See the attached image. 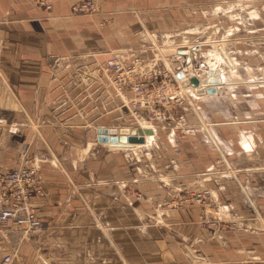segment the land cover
<instances>
[{"label":"crops","instance_id":"obj_1","mask_svg":"<svg viewBox=\"0 0 264 264\" xmlns=\"http://www.w3.org/2000/svg\"><path fill=\"white\" fill-rule=\"evenodd\" d=\"M79 1L0 0V172L15 169L25 153L38 162L45 185V196L35 200L44 231L29 233L13 221L6 222L0 227V262L13 253V264H160L164 239L163 243L180 255L177 264H264V195L258 196V203L255 195L251 197L256 178L264 189V171L263 176H257L250 166L237 171L251 185L247 197L234 190L239 185L233 180L224 184L225 191L221 187L224 192L213 209L204 211L194 203L161 215L159 207L168 196L164 186L155 182V175L170 181L182 165L170 172L160 163L156 167L159 173L151 181L138 179L134 167L122 161L121 156L130 150L97 142L115 128L98 132L94 99L99 98L98 104L104 107L111 105L112 90L96 92V85L89 87L87 81L84 85L71 71L77 64L94 67L119 50L144 52L142 55L151 59L150 48L142 44L155 42L162 47L160 29L169 31L175 24L189 22L190 12L178 11L176 15L174 11L191 9L192 0H107L100 3L97 14L77 16L72 10ZM234 10L226 12L234 14ZM218 11L224 13V9H215ZM232 17L234 27L230 30H239L242 23L238 16ZM144 30L151 35L142 39ZM238 36H228V41ZM222 39L201 42L210 46ZM157 46L151 50L156 52ZM177 48L181 46L163 45L162 51ZM174 54L161 53L159 66L171 68L181 83L184 74L180 71L190 61L180 52ZM208 71L202 67L198 75L208 81ZM128 99L130 95L115 98L116 109L123 113L121 119L133 114L124 106ZM200 100L195 102L207 103ZM151 125L157 133L156 142L165 124ZM125 127L116 130L128 129ZM248 135L255 143L252 134H244L242 153L250 156L256 147L252 152L246 150ZM175 136L171 130L165 138L175 141ZM179 156L191 159V149ZM254 156L264 157L259 153ZM205 161L199 158L194 172L199 170L194 174L190 167L183 169L186 173L181 174L188 183L198 179L200 188L208 187ZM148 162L156 165L155 159ZM134 191L142 193L141 202L132 195ZM221 204L233 207L234 213L219 209ZM10 207L11 202L0 195V212ZM204 220L216 224L203 228L200 223ZM181 243L200 259L185 258Z\"/></svg>","mask_w":264,"mask_h":264},{"label":"rangeland","instance_id":"obj_2","mask_svg":"<svg viewBox=\"0 0 264 264\" xmlns=\"http://www.w3.org/2000/svg\"><path fill=\"white\" fill-rule=\"evenodd\" d=\"M215 9H224V13L220 11L215 12ZM230 9H235L236 13L230 14L226 12ZM246 9H251V12L253 10L254 13L248 14L249 10L247 12ZM178 11L183 14L190 12L188 14L190 15L189 22L185 24L179 23V25L175 24V28L169 29V31L161 28L159 33L164 34V38H162V43L160 44L180 47L195 40L203 41L205 38H208L209 42L212 43L217 39L220 40L226 37L225 32L230 30V27H234L230 16H238V22L242 23L238 27L239 36L238 38H229L228 42L222 43V48L227 52L237 51L238 54L235 55L236 63L245 67L247 71L234 74L226 69L224 75L233 84L220 90L221 95L217 99L210 100L209 103L200 102L201 105L198 102L177 104L173 112H171V121L166 119L164 122L159 123L165 125H163L164 130L159 134L160 137L156 141L154 148L149 151L138 149L135 152L124 154V157L121 156L123 164L126 162V165L129 167L133 166L138 179L144 181H151L154 174L159 173L156 167L160 163H163V166L166 164L165 169L170 172L173 168L179 167L180 164L182 165V168L178 170L179 174H175L170 181L161 174L159 176L155 175V182L164 186L168 196V199L159 207L161 215L168 213V211L193 206V204L185 205L182 201L186 199L196 201L199 196L207 191L216 195V203H219L221 192L226 189L224 185L226 182L234 180V182L238 183L237 178H239L245 189L248 186L251 187V185L247 184V179L242 177L237 171L244 172L243 170L248 166L254 167L252 170H254L257 176H263L261 172L264 171V160H261L264 157L258 158L254 156L256 153L264 155V123L258 120H264V0H192L191 9H175L176 15ZM205 12H209L208 15ZM210 12H213V14H210ZM217 20H220L221 23H218ZM243 20L246 23L243 24ZM206 22L210 23V25L206 24ZM201 26H207V31L201 28ZM143 32L141 33V38L151 35V33H147L145 30ZM155 44V42H148V44L142 45L150 48L149 54H154L155 52L151 48L153 45L157 46ZM208 48L210 49V47ZM155 50L157 51L158 48H155ZM206 50L204 49V51ZM180 51L182 50L180 49ZM100 90L102 89H96V92ZM111 95L112 104L105 107L98 104L99 98L95 96V116L98 132L104 131L105 128L119 129L125 126L128 130L133 129L136 131L140 126L156 124V122H149V117L144 112H133L126 119H121L123 113L119 109H116L117 104L115 103V98L118 96L112 91ZM201 109L206 112L207 121L202 117L200 113ZM106 110L110 111L106 112ZM100 113L106 114V118L102 117V115L100 116ZM136 114H138V117H135ZM253 121L256 123H249ZM138 125L139 127H137ZM171 130L176 135L175 137L178 136V139L175 141L165 138ZM244 134H252L255 139L256 152L250 156L242 153ZM97 142L99 141L97 140ZM189 149L192 152L191 159L179 156L181 151L183 153ZM200 157L206 158L205 162L207 163V169L204 170V174L207 173L205 181L207 180L208 187L202 188L198 184V179L190 182V184L187 182L189 179L184 178L185 175L181 174L186 173L183 169H187V167L193 170L191 172L193 174L198 171L199 169L194 172L195 168L199 167ZM153 159H155L156 165L148 162ZM96 160L98 161L99 159L96 158ZM190 163L191 166H189ZM137 166L143 169L144 172L139 170ZM130 175L132 174L128 172V176ZM258 179L256 178V184L251 187L254 190L253 194L251 193V197L255 195L257 203L259 201L258 196L264 195V189L260 188L261 185ZM144 181L141 182L146 183ZM221 187H224L223 190H221ZM236 189L234 190L238 191L241 196L246 197L240 187ZM134 192L132 195H134ZM140 195V200H137L134 196L138 202L144 199L142 193ZM171 203H175V206L169 207L168 204ZM221 207H226V210H222L224 212L234 213L232 211L234 209L230 205L221 204ZM256 212L258 213V211ZM205 222L204 220L203 223H200L203 228H207L203 225ZM163 241L164 239L161 242L159 251V263L161 264L160 256L166 253L174 255L178 263L181 260L180 255H175L171 248L165 242L163 243ZM181 251L189 261L191 259L194 261L200 259L195 253L189 251L186 244L181 243Z\"/></svg>","mask_w":264,"mask_h":264},{"label":"built area","instance_id":"obj_3","mask_svg":"<svg viewBox=\"0 0 264 264\" xmlns=\"http://www.w3.org/2000/svg\"><path fill=\"white\" fill-rule=\"evenodd\" d=\"M102 1L107 0H80L73 7V14L93 16L99 12ZM155 48L158 50H155L151 59L131 50H119L111 53L105 61L94 65V67L77 64L71 71L75 77H80V82L84 85H87L84 83L87 81L89 87L96 85L98 89L106 91L111 89L116 96L121 98L130 95V99L124 106L135 113L144 112L149 117V122L162 123L166 119L171 121V112L177 104L181 105L187 102L190 104V101L187 91L182 89L183 87L172 73L171 68L159 66L163 45ZM179 52L181 51L177 48L174 56ZM179 55L191 62L190 54ZM190 62L180 71L184 74V79L188 77L186 68ZM200 70H202L201 66L196 68L197 74ZM196 78L198 79V77ZM198 89H202V87H198ZM135 116L138 117V114ZM108 134L109 132L105 136ZM0 195L5 201L11 202L10 208L0 212V227L8 221H13L23 226L29 233L38 234L44 231L36 213L35 200L45 196V185L35 159L23 153L20 155V163L15 169L0 172ZM134 196L137 200L141 199V195L137 191L134 192ZM182 203L185 205L197 203L206 211L216 205V195L207 191L196 201L186 199ZM168 206L174 207L175 203L168 204ZM219 209L226 210V207ZM215 224L213 221H206L203 225L209 228ZM14 259L15 254L10 253L1 260L0 264H13ZM160 262L161 264H177L175 256L170 253L161 255Z\"/></svg>","mask_w":264,"mask_h":264},{"label":"bare ground","instance_id":"obj_4","mask_svg":"<svg viewBox=\"0 0 264 264\" xmlns=\"http://www.w3.org/2000/svg\"><path fill=\"white\" fill-rule=\"evenodd\" d=\"M233 17L232 15L230 16V20H232ZM237 19V18H235ZM227 36L222 39L220 41V44H212L210 46L205 45V43H202L201 41H196V42H192L189 43V45H183L181 46V50L182 51H189L190 52V57H191V62L190 65L188 66L191 67L192 73L198 77L199 80V86L198 87H202L203 90L206 91V93L204 95H196L194 93V89H191L190 87H184L182 89H185L188 93V99H189V103L192 104L193 102H195V100H205L207 103H209L210 100H214L217 99L218 96H220V90L224 89L226 86L232 85L233 82L228 80L226 78V76L224 75V71L227 69L228 71H230L231 73L234 74H238V73H244L247 71V69L245 67H243L242 65L236 63V58L235 52H227L223 47L222 43H226L228 41V36H236L239 35V30L237 28L233 29V30H228ZM210 47V49L207 47ZM191 47V48H190ZM204 49L206 51H204ZM205 52V53H204ZM192 60L194 61V63L198 64V67L200 66L199 64H201V67H204V71L206 72L207 70L212 71V77H210L208 79V83H204L203 82V77L199 76L196 72V68H194L193 64H192ZM187 69V68H186ZM215 73H219L218 75H215ZM181 74V73H180ZM250 75V74H249ZM218 77L219 79V83H214L211 84L210 81L215 80ZM200 100V101H201ZM200 113L202 115V117L204 118L205 121L208 120V118H206V112L203 111L202 109L200 110ZM141 130H147L150 131L151 133L148 135H144V139L145 142L144 144L141 145H134L132 147L129 148H124V149H128L131 152H135L138 149H142L145 151H149L152 148H154L155 145V140H156V136L154 134L157 135L156 132H153V127L151 124H147L144 126H140ZM248 137V141H245L246 144V150L252 152L255 148V143L254 140L251 136H247ZM238 181V185L239 187L243 190V193L245 194V196L247 197V188L245 189L242 184L241 181L239 180V178H237ZM43 232V231H42ZM41 263H43L44 261L40 260Z\"/></svg>","mask_w":264,"mask_h":264},{"label":"water","instance_id":"obj_5","mask_svg":"<svg viewBox=\"0 0 264 264\" xmlns=\"http://www.w3.org/2000/svg\"><path fill=\"white\" fill-rule=\"evenodd\" d=\"M164 55H170L174 54L175 50H164L162 51ZM181 55H189V51L180 52ZM194 68H198V64L194 63ZM187 78L182 80L180 85L181 86H189L190 88L194 89V93L196 95H204L206 93L203 89H198L199 86V80L195 77V75L192 73L191 67L187 68ZM219 73H215V75H218ZM207 77H212V71H208L206 73ZM178 78L181 77V75L177 76ZM204 83H208L207 79L203 80ZM211 84L219 83L218 77L215 80L210 81ZM150 131L147 130H141L137 129L136 131H130L128 129H122V130H116L111 129L109 131V134L107 136H100L98 141L100 143H107L110 145L111 148H129L134 145H141L144 144L145 139L144 135L150 134Z\"/></svg>","mask_w":264,"mask_h":264}]
</instances>
